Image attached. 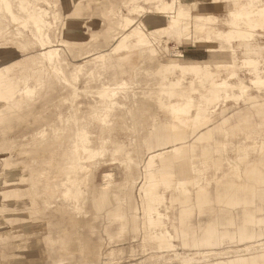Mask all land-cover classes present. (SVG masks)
I'll list each match as a JSON object with an SVG mask.
<instances>
[{
	"label": "rangeland",
	"instance_id": "obj_1",
	"mask_svg": "<svg viewBox=\"0 0 264 264\" xmlns=\"http://www.w3.org/2000/svg\"><path fill=\"white\" fill-rule=\"evenodd\" d=\"M2 1L0 0V3ZM12 1L13 9L22 21H16L12 18L16 16H13L3 4L0 6V44L11 47L18 52V55L12 60L0 62V69H7L6 75L14 79L19 91L16 92L14 99L0 108L1 113L8 115L4 130L0 127V168L7 158L13 166L22 163L27 171L29 180L19 181L20 187L22 191L33 195L34 208L38 210L34 216L39 219L29 225L28 234L23 232L22 241L30 243L39 240V243L34 245V252L27 255L29 253L21 251L19 241L3 236L2 234L6 235V233L0 229V264H97V262L100 264H205L215 258L227 261L240 255L252 254L259 258V252L264 251V228L261 226L257 230V232L261 231V235L257 233L253 238L240 237L239 233L238 237L233 233L234 237L223 239L221 242L225 244L220 247L213 248L212 243H209L203 244L204 248L189 250L187 246L189 232L185 227H182L181 233L176 230L174 211L180 206L181 218H189L194 202L198 204V188L210 189L219 182L243 181L244 175L251 176L247 169L252 166L249 163L252 156L259 157L263 153L261 150L264 149V88L256 87L252 76L245 73L244 68L240 66L244 58V47L240 44L244 38L235 35L230 39L228 33L232 31L230 21H237L243 28L250 27L252 23L254 32L249 37L250 43L264 44L262 27L264 0H176L175 8L179 9L184 5L188 10L183 22L193 23L196 35L202 37V40L193 46L178 42L176 36L168 31L171 24L170 12L160 9L159 0ZM21 2L24 6H21ZM138 5H142L144 9L138 8ZM242 7L249 10L248 14L236 15L230 11V8L239 10ZM30 14L34 15V18H40L41 21L36 23ZM150 15L158 18L149 21ZM124 16H129L135 21L127 24ZM140 22L147 33L144 35L147 45L150 43L147 39L149 37L161 43L172 56L173 53L182 50L184 54L190 56L191 63H200V68L197 70L187 66L174 71H164L158 76L140 71L139 79L153 88L158 82L167 83L170 78L179 81L172 95L163 93L165 102L163 105L143 95L141 88L136 89L137 93L134 97L137 106H135L134 119L131 115L125 114L126 118L123 122L126 123L127 120L131 125L128 127L122 123L130 129L129 136L133 134L134 137L129 148L131 151L127 150L124 155L133 157L134 161L140 153L136 148L139 146H137L139 141L134 140L140 136V139L142 137L143 139L139 143L147 142L145 139L150 138V126L157 121L169 127L167 129L170 136H174L175 131L180 133L179 137L185 136L184 140L174 141L182 151L168 159L167 165L164 162L154 167L151 172L154 178L161 181L156 184L157 191L166 196V199L156 202L162 213L161 220H165V225L160 223L159 228L163 231L168 228L173 235L172 240L168 237L152 240L155 245L164 244L163 250L167 256L174 257L162 261L150 258V254L158 248L147 246L144 239L147 227L144 214L145 193L149 187L148 174L151 173L143 164H139L137 160L132 164V169L128 172L129 181L124 184L117 180L125 176L119 164L104 160V157L97 159V168L94 171L96 175L92 178L91 185L84 186L87 190L95 186L96 196L83 203V210L78 209L79 212H76V207L81 203L75 199H71V202L76 204L74 208L61 201L49 205L46 192L61 183L46 184L41 180V176L47 174L44 172L45 167L50 164L56 165L52 167V174L58 175L51 180L60 181L69 172L66 164L67 150L63 149L64 142L68 141L67 146L72 145V139H76L78 129L75 118L67 119L69 113L82 118V124L92 133L91 136L95 140L103 131L102 121L92 113L100 110L105 102L98 91L108 84L107 82L114 80L112 69L109 67L111 62L109 57L95 60L93 57L100 52H110L123 33H131L130 40L135 41L137 36L134 35V31L140 26ZM197 24L201 25V30H197ZM79 31L84 32L82 38L71 35ZM207 35L208 37L205 38ZM42 45L59 50V55L54 54L50 65L46 57L41 54ZM126 54V51L120 52L113 61L118 62L121 70L128 74L131 65L129 61L124 60ZM142 58L148 68L156 67L155 59L148 48L143 51ZM75 71L79 73L77 76L73 75ZM231 71L238 73L243 83L247 85L248 91L241 95L232 94L230 87L227 88V92L222 89L219 92L215 91L213 84L216 82L230 80L238 83L236 78L227 77ZM63 74L68 76L67 82L64 81ZM72 84H75L79 90L78 99L74 103L70 100L74 91ZM30 87L34 90L30 93L32 96H29L27 91ZM118 91L116 100L123 103L130 101L129 92L121 88ZM239 91L236 87L234 92ZM250 92H253V96L260 101L252 102L253 98L249 97ZM65 96L68 97L66 102L63 101ZM216 99L219 101V108L231 107L227 111L230 113V118L223 117V122H233V119L236 122L234 124L231 122V127L226 128L225 138L216 149L218 157L210 152L197 156L195 153L198 143L213 139L214 130L207 139L196 138L193 141L190 139L195 135L191 136V132L197 124L201 129L205 127L203 123L214 110ZM186 100H191L187 110L182 111L178 110L180 106H171V101L181 105ZM17 101L21 102L19 106H16ZM60 112L64 114L62 118L59 116ZM225 114L218 113L217 119ZM134 123L143 131L141 134L135 130ZM41 130L47 132L46 138H42ZM143 149L145 151V146ZM148 152L146 150L145 155ZM178 160L188 164L186 171L188 173L183 177L186 178L187 185L192 188L193 198L190 204L180 203L177 198L181 191L177 188L179 178L177 170L174 169H177ZM50 161L53 162L47 164ZM88 164L92 166L94 161ZM109 172L114 174L109 175ZM168 178L172 179L171 183H167ZM134 179H137L134 196L131 202L126 204L124 197L131 192ZM197 185L200 187L197 188ZM122 186H125V189L118 190ZM62 187L64 188L63 185ZM105 193L108 194L109 201L107 208L97 209L98 205L102 204ZM62 198L69 199L64 196ZM62 198H54V200ZM1 202L2 200H0L2 213ZM198 206L201 207L199 204ZM124 207L129 208L130 211L127 215L126 229L121 228L122 219L119 215L109 214L110 210L116 208L121 210ZM85 210L88 211L87 214ZM199 217L206 219L208 216ZM22 225L24 228V223ZM249 226L251 227V223ZM213 235L218 237L216 231ZM180 236L184 246L179 242ZM236 237L240 241L235 240ZM48 239L50 245L46 241ZM130 244L134 245L131 252L126 249ZM215 249L219 251L226 249V253L222 256L214 252L206 256L199 254ZM17 252H22L26 260L23 259L22 262L16 260L13 254ZM5 253L11 255L6 257L3 255ZM62 257L66 258L62 259ZM253 264H264V259L257 260Z\"/></svg>",
	"mask_w": 264,
	"mask_h": 264
},
{
	"label": "bare ground",
	"instance_id": "obj_2",
	"mask_svg": "<svg viewBox=\"0 0 264 264\" xmlns=\"http://www.w3.org/2000/svg\"><path fill=\"white\" fill-rule=\"evenodd\" d=\"M175 1L176 0H159L160 2V9L164 10V12H170V18H171V24L168 27V31L173 33L180 43H185L187 45H194L196 42H199L202 40V37L199 35H196L194 30L193 23H185L183 22L184 16H186L187 13V7L184 5H181L179 9L175 8ZM13 1L12 0H3L0 3V6L2 4L9 10V12L16 17L14 18L16 21H22L20 17H18L13 9L12 6ZM21 6H24V3L21 2ZM138 8L144 9L142 5H138ZM230 11L232 13H235L236 15H242V14H248L249 10L245 7L240 8L239 10H235L233 8H230ZM197 16H201V14H197ZM30 17L37 22L41 21L40 18L35 17L34 15L30 14ZM158 18V16L150 15L148 16V20L152 21L154 19ZM124 20L127 24L133 23L135 20L129 16H124ZM252 21V20H251ZM230 24L232 26V31L228 33V38L232 39L235 35L244 38L240 46L244 47L243 53L244 58L242 61V64L240 65L241 68H244V72L248 73L252 76V80L254 81V84L256 87L263 89L264 88V44L257 43L252 44L250 43L249 37L253 35L254 25L252 23L250 27L243 28L241 27L237 21H230ZM197 30H201V25H196ZM264 28V24L262 25ZM84 32L79 31L76 34H71L72 36L76 38H82ZM147 34L146 31L140 26L134 31V35L137 36L135 41H131V33H123L120 35L118 41L113 46L112 50L110 52H100L96 55H94L93 59H106L109 57L111 60L110 62V68L112 69L113 74V82H107L108 84H105L101 90H99L100 97L105 100L104 104L101 105L102 107L100 110H95L92 115L96 118L100 119L104 125L103 131H101L95 140L91 135L92 133L88 131L87 128L84 127L82 124V118H78V115H72L68 114L69 118H75V121L78 122V129H77V136H75L76 139H72L73 144L70 146H67L68 141L64 142L65 147L63 149L67 150V171L66 176L62 178V180L59 181V179L51 180V178H57L58 175L52 174L53 170L52 167L56 166L54 164H50L53 161L48 162L45 167V175H42L41 180L43 183L46 184H53V183H61L60 185L57 184V186L51 187V190H48L46 192L47 197V203L51 205L52 202H62L69 204L73 208L76 207V204H73L71 202V199H75L77 202L81 203L77 205L76 212H79L83 210V203H86L88 200L93 199L96 196V187L92 186L91 190H87L84 186L85 185H91L90 182L94 175H96V172H94L97 168L96 160L99 158L104 157V160H111L115 164H119L122 167V170L125 173V176L122 178H118L117 180L120 182H123L126 184L129 180V170L132 169V164L137 160L139 164H143L151 173L154 169V167L163 164L167 165V160L171 157H174L175 155H178L179 152L182 151V149L174 144L175 140H184L185 136L180 135L177 131L174 132V136H170L168 133V126H166L164 123H160V121L155 122L153 125L150 126L149 129V139H145L147 142H141L140 140L143 139V137L140 139L136 137L134 141L138 142L136 147L140 153L139 157L136 158L134 161V158L131 156H125L124 154L128 150V152L131 151L130 146L132 145L134 137H132L133 134L129 136L130 129L128 128L131 123H128L129 121L126 120V123L123 122L125 117V114L131 115L134 119L135 116V106H137V101L134 95L137 93L136 89L141 88L143 95H147L149 99L156 100V103L159 105H163L164 98L163 93L173 94V89L177 86L179 79L175 80L170 78L167 83L158 82L156 87L147 86L145 83L142 82V80L139 79V72L143 71L144 73L158 76L164 71H174L177 68H183L189 66L190 68L197 70L200 68V63H191L190 62V56L184 54L182 50H179L176 53H173L174 56L169 53V50H166L161 43L156 42V40L149 39V45H147V40L144 37V35ZM149 35V34H148ZM205 36V38H207ZM148 48V50L153 55L156 67L155 68H148L145 66V60L142 58L143 51ZM42 56L44 55L46 57V61L48 65L52 63V58L54 57V54L59 55L58 49H51L48 47H45L42 45L41 50ZM126 51V57H124V60L126 59L129 61L131 65L130 71H122L121 66L118 62L113 61L116 60L117 55L122 52ZM18 55V52L14 51L11 47H7L4 44H0V62L3 61H9L12 60L15 56ZM109 55V56H108ZM112 55V56H110ZM18 63V62H17ZM16 63V64H17ZM15 65V64H13ZM12 65V66H13ZM9 69V68H8ZM110 69V70H111ZM7 69H0V108H2L8 101L11 99H14L15 94L17 91H19L14 82V79H12L10 76L6 75ZM78 71L74 72V76H77ZM65 82L68 80V76L65 74L62 75ZM230 79L236 78L237 84L235 82H230V80H225L221 82L214 83V88L216 92H219L220 89L225 90V92L228 91V87H230V90H232V94L234 95H241V93L248 91L247 85L243 83L241 77L238 75L237 72L231 71L228 76ZM227 79V78H224ZM74 87L72 99V103L77 101L79 96V90L78 87L75 84H72ZM167 86V87H166ZM239 88V92L235 93V88ZM124 89L127 93L129 92L130 95V101L127 103H123L119 100H116V96L119 93V89ZM30 94L34 90L30 87V90H27ZM254 93L250 92L251 98H253L252 102H258L260 100H257L256 96H253ZM29 96H32L31 94ZM133 96V97H132ZM68 100V97H63V101L66 102ZM103 100V101H104ZM63 102V103H64ZM191 100L184 101V104L176 105L174 101H171V106H180L178 107V110H187V107L190 106ZM218 99L215 100L214 110L211 111V114H209L205 122V127L208 126L210 123L215 121L217 119L218 113L220 115L225 114L231 107H223L219 108ZM21 102L17 101L16 106H19ZM1 111V109H0ZM217 112V114H215ZM143 114V113H142ZM63 113H59L60 118L63 117ZM143 115H147L144 113ZM7 114H3L0 112V127L4 130L6 126V117ZM127 116V115H126ZM126 124L125 127L124 124ZM82 125V126H81ZM136 123H134L135 130L138 132V134H141L143 131L136 127ZM201 130V127L197 126L192 130L191 136L196 135L197 132ZM213 128H207L206 130H203L197 138L199 140L207 139L212 131ZM105 133V135H104ZM40 134L42 138L47 137V132L45 130H41ZM144 135V133H143ZM135 142V146H136ZM1 144V141H0ZM170 146H167V145ZM173 144V145H171ZM145 146V151L148 150L149 152L147 155H145V151L143 147ZM183 146V145H182ZM128 148V149H127ZM143 149V150H142ZM185 149V147H184ZM142 150V152H141ZM263 153L257 157L252 156L249 163L252 164L251 168L247 169V172L250 173L251 177H254L257 179V181H264V149L261 150ZM209 151L204 150L202 153L205 155ZM94 161V164L90 166L88 162ZM187 166L183 160L177 161V176H178V183L177 186L178 189H180V193L178 194L177 198H179L180 203H188L190 204V201L192 200V188L191 186H188L185 182L186 178L185 176L187 173ZM13 169V170H12ZM0 200H2V213L0 212V229L4 230L5 234H2L5 237H12L16 241H19L18 245H20V249L23 252H27L30 255V252H34L33 247L35 244L39 243V240H33L30 243H25L26 241H22V234L23 232L25 234L29 233V225L36 222L39 218L35 217L34 214L38 212L34 208V202H33V195L27 192H24L21 190L20 182H25L29 180V176L27 175V171L24 169V166L22 163H19L16 166H13L10 162H8L7 158H5V162L2 165V168H0ZM113 172V171H112ZM109 172V175H112L114 173ZM149 176V187L146 189V202H145V210L144 214L146 216V235L144 236L145 244L149 247L155 248L157 247L158 250L153 251L150 254V258H156L159 261L162 260H170L173 259V256H167L166 252H164V244L157 243L155 245V242H152L153 239H160L161 237H168L169 240H172L173 235L172 232L167 228L165 231H163L161 228H159L160 223L164 224L165 220H161L163 217H161V212L159 208L156 206V202L158 200H164L166 199L165 194L159 193L156 189L157 185L160 180L154 178L151 174H148ZM181 176V177H180ZM137 179H134V184L132 187V190L130 193H127L124 197V200L126 204H129L134 196V187L135 182ZM93 181V180H92ZM172 179L168 178L167 183H171ZM64 186V188L62 187ZM200 187L197 185V188ZM125 189V186H122L118 188V190L123 191ZM177 191V190H176ZM199 194L197 196L198 204L201 206V208L205 207L207 204L212 203L210 201V198L208 197L209 194V188L200 187L198 188ZM68 197L69 199H64L62 197ZM108 194L105 193L103 197L102 204L98 205L97 209L103 210V208H107L108 200H107ZM117 195L114 196L116 198ZM175 196V195H174ZM54 198H62L61 200H54ZM229 202L236 201L237 196L236 193L231 191L228 194ZM125 206V205H124ZM79 209V210H78ZM120 210V209H119ZM117 210H110L109 214H117L122 219V229H126L128 226L127 222V215L130 212L129 208L124 207L120 211ZM75 211V210H74ZM82 213V212H80ZM88 211L85 210V214H87ZM4 218V220H2ZM22 223H24V228ZM250 224V223H249ZM249 224L244 225L243 227L239 228V234L240 237L245 238H253L257 233L261 235V231L257 232V230L252 229ZM165 225V224H164ZM210 231V232H208ZM204 234L203 244L208 245L211 243V240L214 237L213 232L216 231V228H213L212 231L208 230ZM233 233L235 232H224L222 239H229L233 236ZM47 243L50 245V240H46ZM263 242V241H259ZM134 245H128L126 249L131 252L133 250ZM101 247V245H100ZM208 249V247H207ZM226 250V249H225ZM225 250H206L203 252H200V255L206 256L210 252L216 253L218 256H222L226 253ZM241 252V251H240ZM133 253V252H132ZM259 258L257 255H240L237 258L229 259V260H216L220 258H215V260H209L205 264H253L254 262H257V260L264 259V251L259 252ZM7 257V255L11 254H3ZM13 257H16L15 259L19 262H22V260H26V257L22 255V252H17L16 254H13ZM66 258V257H62ZM97 264H100V262H97Z\"/></svg>",
	"mask_w": 264,
	"mask_h": 264
},
{
	"label": "crops",
	"instance_id": "obj_3",
	"mask_svg": "<svg viewBox=\"0 0 264 264\" xmlns=\"http://www.w3.org/2000/svg\"><path fill=\"white\" fill-rule=\"evenodd\" d=\"M230 118V113L227 112L225 116L216 119L208 126L202 128L197 132L195 137L190 140L193 141L197 136L207 128H213L214 134L213 139L209 142L198 143L196 151L197 156H202L203 151H209L210 154L218 157L216 151L220 143L225 138L226 128L231 127V122L224 123L223 117ZM236 121L233 119V124ZM1 141V140H0ZM167 146H170L169 144ZM193 155V154H192ZM177 170L176 168H174ZM235 192L237 199L236 201L229 202V192ZM208 197L212 203L207 204L201 208L196 202H194L193 211L189 218H181V207L178 206L174 211L175 228L182 232V227H185L189 232L187 239V246L189 250L195 248H204L203 242L205 232L216 228L218 237L211 240V247H220L225 243H222L224 232H235L239 237V228L246 224L251 223V228L258 230L261 226L264 228V181L258 182L256 178H252L249 175H244V180L241 182H219L215 183L209 189ZM207 215L206 219H202L199 216ZM49 222V221H48ZM255 224V225H253ZM210 232V231H208ZM236 237L235 240L240 241ZM42 240V239H41ZM179 242L184 246V242L179 238ZM249 241V240H245Z\"/></svg>",
	"mask_w": 264,
	"mask_h": 264
}]
</instances>
